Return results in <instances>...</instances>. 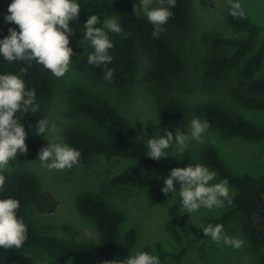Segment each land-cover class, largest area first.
<instances>
[{
  "label": "trees",
  "instance_id": "16d2710c",
  "mask_svg": "<svg viewBox=\"0 0 264 264\" xmlns=\"http://www.w3.org/2000/svg\"><path fill=\"white\" fill-rule=\"evenodd\" d=\"M81 10L76 21H70L72 34L69 36V46L73 55L78 50L77 37L84 32V22L93 13L100 17L101 22L108 17L116 18L124 32L109 33L113 48L109 50L113 56L108 65L114 69L110 80L104 79V69L87 63V56L92 47L87 42L85 52L81 57L82 68L91 82H109L117 89H125L138 67L140 52L148 58L147 80L154 86L166 89L174 80L180 78L184 71L183 58L179 48L173 44H181L188 34L191 23V0H175L171 8L173 15L163 25V31L158 37L152 36L153 25L142 12H133L137 0H79ZM137 6H139L137 4ZM157 6V5H153ZM164 6H168L165 4ZM226 26L233 35L208 34L204 36L209 55L205 59L204 78L211 82L227 81L230 98L240 107L252 111H264V75H260L264 62V42L257 46L259 27L245 15L233 17L227 11L224 16ZM16 28L13 22L0 25V38L8 35V28ZM23 61L7 62L0 58V72H11L20 75L27 87L36 91V102L39 110L36 113H26L21 123L28 133L25 144L27 151L18 153L17 161L23 162L32 158L39 149L41 136L35 134V121L44 118L43 102L52 96L55 76L41 65L31 63L27 70L21 72ZM222 83V82H221ZM74 109L87 120V126L70 129L65 136L66 143L78 149L82 164L101 156L105 159H124L133 163L127 164L118 173L112 175L108 185L125 187L135 180L139 189L149 183L150 171L159 175L168 174L174 167H184L187 164L201 163L215 170L219 180L226 179L229 187L236 191L230 194L231 203H225L237 214L241 232L247 240L251 252L259 255V264H264V176L255 177L250 174L235 175L220 159L215 148L203 147L192 157L183 153L170 163H159L146 156V142L130 136V127L116 109L105 101L77 100ZM158 129L168 128L175 133L185 124L186 113L181 100L174 96H159L156 99ZM201 118L209 122V129L216 131L223 139L239 138L245 141L264 142V126L256 125L246 120L242 115L234 113L217 103H211L201 110ZM158 135L163 133L158 131ZM6 184L3 195L15 197L20 202L18 215L24 220L28 229V238L19 249L0 248V264H15L18 256L26 250H37L45 253L54 264H67L69 261H79L83 258L91 260L111 261L123 260L132 250L137 240L134 228L122 229L124 213L110 206L100 194L83 191L76 198L78 213L88 219L97 233L96 241L66 239L46 233L31 225L27 216V207L34 205L41 213H52L56 208L54 197L39 190L35 177L26 171L9 175L4 171ZM175 183V182H174ZM163 183L152 185L148 189L150 205L168 206L167 213L175 216L183 208L179 199L168 205L171 194L165 195L160 189ZM257 217L255 219L254 217ZM230 214L221 218H209L200 229L194 230L197 239H203L202 228L208 223L226 224ZM165 229L172 238L180 242V234L173 221L165 224ZM160 250V247L157 246ZM261 250H263L261 252ZM144 251L150 252L148 248ZM185 249L175 254L174 262L181 264ZM163 256H160L162 260Z\"/></svg>",
  "mask_w": 264,
  "mask_h": 264
},
{
  "label": "rangeland",
  "instance_id": "374dc122",
  "mask_svg": "<svg viewBox=\"0 0 264 264\" xmlns=\"http://www.w3.org/2000/svg\"><path fill=\"white\" fill-rule=\"evenodd\" d=\"M11 0H0V25L4 26L5 15ZM245 13L259 27L257 46L264 42V0H242ZM227 0H191V23L188 34L181 44L174 42L183 58L184 71L180 78L174 80L169 87L162 89L147 80L149 65L145 53L138 55V67L125 89H117L109 82H90L80 62L87 40H82L83 33L77 34L78 50L72 57L69 70L62 77H55L52 96L44 101V118L59 127L60 138L65 141L66 133L76 127L87 126V120L73 107L77 100L105 101L111 104L118 114L129 124L130 136L142 139L158 135L156 99L159 96H174L183 103L186 119L179 131L190 132V121L194 117L201 118L203 107L211 103L224 106L231 112L242 115L246 120L264 126V111H252L238 106L229 96L228 82H211L204 78V63L209 55L204 36L208 34L233 35L225 24L224 16L228 11ZM260 75H264V62ZM202 119V118H201ZM203 120V119H202ZM143 129L144 137L140 136ZM54 136L45 134L41 137L36 154L23 162L9 161L4 170L9 175L20 171L31 173L39 190L50 193L56 202L52 213H41L34 205L27 207V216L31 225L51 235L66 239L96 241L97 233L91 223L81 216L76 208V198L83 191L100 194L113 208L124 213L122 229L134 228L137 240L132 250L144 251L148 248L153 254L162 257L161 264H176L174 255L185 249L181 264H259V255L251 252L247 240L241 232L238 216L232 208L224 203L212 209L200 208L195 213L187 214L180 210L175 216L167 213L168 206L150 205L148 189L155 184L163 183L168 174L159 175L150 171L148 185L139 189L135 180L125 187L108 185L109 178L118 173L130 160L97 156L89 159L81 166L71 169H47L37 159L42 147ZM215 148L220 159L235 175L250 174L255 177L264 176V142L245 141L239 138L223 139L216 131L208 129L200 142L190 140L182 150L176 147L167 149L169 156L162 157L159 163H170L183 153H196L203 147ZM157 177L161 179L157 180ZM220 181L217 177L210 183ZM177 190L179 185H176ZM230 194L236 191L229 187ZM171 196V195H169ZM264 202V198H262ZM178 200L169 198L168 205ZM230 214L224 225V232L229 237L241 238L245 241L240 249L216 243L208 237L197 239L194 230L201 228L209 218H221ZM257 219V217H254ZM173 221L180 234V242L172 238L165 229V224ZM160 247V250L158 247ZM263 250H261L262 252ZM15 264H54L47 255L37 250H26L18 256ZM106 261L83 258L69 261L67 264H104Z\"/></svg>",
  "mask_w": 264,
  "mask_h": 264
},
{
  "label": "clouds",
  "instance_id": "9594fccd",
  "mask_svg": "<svg viewBox=\"0 0 264 264\" xmlns=\"http://www.w3.org/2000/svg\"><path fill=\"white\" fill-rule=\"evenodd\" d=\"M228 12L233 17H243L245 9L242 0H227ZM137 4L139 6H137ZM133 12L139 11L153 25L152 36L158 37L163 25L173 15L171 8L175 0H137ZM157 6H153V5ZM167 4L168 6H164ZM81 10L79 0H11L4 19L18 25L9 27L8 35L0 38V58L7 62L23 61L21 72L27 70L31 63L41 65L44 69L59 78L69 70L73 49L69 46L72 34L70 21H76ZM82 40H87L92 51L87 56V63L104 69V79L110 80L114 69L108 65L113 56L109 50L113 42L109 33L121 34L124 29L114 17L105 18L93 13L88 15L83 24ZM39 104L36 102V91L26 86L24 79L15 73L0 72V248L19 249L28 238V229L24 220L18 215L20 202L17 198L3 195L6 176L4 170L9 161L16 160L18 153L27 151L25 144L28 133L21 123L26 113H36ZM207 120L194 117L190 121V132L164 128L158 130L162 135H153L146 139L148 149L146 156L159 160L169 156L167 149L176 147L180 150L187 147L190 140L200 142L203 134L209 129ZM35 134L54 136L38 153V161L47 169H71L80 163L81 153L78 149L64 142L59 127L47 118L35 121ZM140 136L144 137L143 129ZM215 170L201 163L187 164L184 167L172 168L163 178L160 191L171 194L170 198L179 199L185 213H195L200 208L212 209L222 206L225 201L231 203L230 189L226 179L210 183L216 177ZM161 177H157V180ZM175 182V183H174ZM179 185L177 190L176 185ZM203 234L216 243H223L235 249L243 247L245 241L229 237L224 232L222 223H208L202 228ZM104 264H161L158 255L147 251H136L123 260L106 261Z\"/></svg>",
  "mask_w": 264,
  "mask_h": 264
},
{
  "label": "water",
  "instance_id": "95a60500",
  "mask_svg": "<svg viewBox=\"0 0 264 264\" xmlns=\"http://www.w3.org/2000/svg\"><path fill=\"white\" fill-rule=\"evenodd\" d=\"M258 199H259V202H258V204L257 205H261L262 204V201H263V199H262V197H257ZM262 239H263V241H264V235L262 236Z\"/></svg>",
  "mask_w": 264,
  "mask_h": 264
}]
</instances>
